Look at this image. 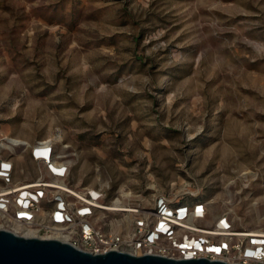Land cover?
<instances>
[{"label": "rangeland", "instance_id": "obj_1", "mask_svg": "<svg viewBox=\"0 0 264 264\" xmlns=\"http://www.w3.org/2000/svg\"><path fill=\"white\" fill-rule=\"evenodd\" d=\"M5 137L55 138L70 184L107 203H204L203 225L264 231V0H0Z\"/></svg>", "mask_w": 264, "mask_h": 264}, {"label": "built area", "instance_id": "obj_2", "mask_svg": "<svg viewBox=\"0 0 264 264\" xmlns=\"http://www.w3.org/2000/svg\"><path fill=\"white\" fill-rule=\"evenodd\" d=\"M2 147L0 154V229L31 232L41 239L58 236L93 254L125 251L136 255L156 254L174 259L221 260L230 264H264V231L235 227L228 213L211 224H201L208 209L204 203L172 205L160 200L155 208L129 207L128 197L119 196L129 211L112 210L101 188H75L69 182L71 166L57 154L55 138ZM35 164L34 179H17L15 149ZM135 215L130 231L107 230L100 224L106 213ZM15 233V232H14ZM18 235H21L18 233ZM22 236V235H21Z\"/></svg>", "mask_w": 264, "mask_h": 264}, {"label": "water", "instance_id": "obj_3", "mask_svg": "<svg viewBox=\"0 0 264 264\" xmlns=\"http://www.w3.org/2000/svg\"><path fill=\"white\" fill-rule=\"evenodd\" d=\"M0 264H230L221 260L174 259L125 251L93 254L57 239L25 237L0 229Z\"/></svg>", "mask_w": 264, "mask_h": 264}, {"label": "bare ground", "instance_id": "obj_4", "mask_svg": "<svg viewBox=\"0 0 264 264\" xmlns=\"http://www.w3.org/2000/svg\"><path fill=\"white\" fill-rule=\"evenodd\" d=\"M6 138V137H5ZM7 140H8V143L7 144H4V143H2V147H10L11 145H17V144H20V142L18 141V139H15V138H6ZM123 196H128V195H123ZM123 202H122V200H120V199H117V200H115L111 205H112V210H114V211H121V212H127V211H129V210H127L126 208H125V205L124 204H122ZM124 222H126V221H123L122 223H120V222H117L116 223V228H120L121 227V225L124 223ZM259 231V230H258ZM261 231V230H260ZM13 232H15V233H19V234H21L22 236H25V237H34V234L33 233H31V232H23V231H19L18 229H13ZM51 238H58V236H54V237H51ZM57 240H59V239H57Z\"/></svg>", "mask_w": 264, "mask_h": 264}]
</instances>
